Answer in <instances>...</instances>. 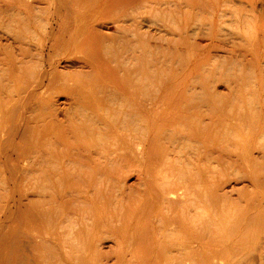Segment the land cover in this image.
Returning <instances> with one entry per match:
<instances>
[{
	"label": "bare ground",
	"instance_id": "obj_1",
	"mask_svg": "<svg viewBox=\"0 0 264 264\" xmlns=\"http://www.w3.org/2000/svg\"><path fill=\"white\" fill-rule=\"evenodd\" d=\"M18 1L20 6H9L0 0V13L11 14L0 19V31L11 41L0 44L5 50L0 65L8 72V80L0 75V166L9 177L32 174L36 198L23 219L16 218L19 207L14 211L11 200L0 209V264H264V0H236L241 12L240 56L246 66H254L253 93L223 120H214L207 109L193 113L188 102L149 103L156 116L163 106L172 110L168 130L150 124L143 101H114V79L107 77L119 65L109 59L111 36L97 28L96 18L110 19L119 32L138 39L135 28L144 12L185 4L189 14L203 0H103L91 11V20L76 27L61 59L53 57L61 49L54 42L58 17L44 24L36 14L22 11L32 0ZM215 1L208 6L209 15L219 13L222 19L229 0ZM192 20L188 17L183 26L171 21L176 32L172 36L178 38L179 31L188 35ZM217 24H209L210 29ZM66 59L76 68L61 71ZM129 77L122 81L128 89L144 94L149 88L147 77H137L135 84ZM56 93L66 98L65 107L56 104ZM165 135L172 138V148L163 149L159 168L137 170L149 141ZM181 139H186V159ZM215 149L225 158V172L242 176L251 187L231 202L224 213L229 224L216 233L211 230L212 206L227 200L221 191L227 183L212 182ZM128 154L136 161L127 160ZM179 154L182 167L177 165ZM132 166L138 173L136 189L122 178Z\"/></svg>",
	"mask_w": 264,
	"mask_h": 264
},
{
	"label": "rangeland",
	"instance_id": "obj_2",
	"mask_svg": "<svg viewBox=\"0 0 264 264\" xmlns=\"http://www.w3.org/2000/svg\"><path fill=\"white\" fill-rule=\"evenodd\" d=\"M57 1L60 4L55 3ZM57 1L32 0L31 3L30 0L31 6L26 9L22 8V11L32 16H35L36 14L37 18H41V20L44 21V24L47 20L50 21L56 16L58 17L56 18L57 23L54 26L55 28L54 42L57 43V46L61 49H58L57 50L58 52H56L54 54L55 56L53 55V57L55 59H61L63 58V55L61 54L62 53L61 50L64 46L71 45V38L73 37L75 30L77 29L76 27L79 25L80 27L84 26V24L87 21H90L91 11L93 9L99 8L101 5L100 3L101 1L103 2V0H57ZM214 1L215 0H203L202 2L198 1L197 4H195V8H193L192 12L189 14H187V9L185 8V4H181L179 9L171 7L170 9H166L165 12L163 11L157 12L155 10L154 11L156 13L153 11V13L151 14L149 13L145 14L144 12L143 18H140L139 23L137 21L138 25H136L135 28L137 29L136 33L138 39L134 38L131 33H127L125 35L121 31L119 32L116 29L115 25L111 23L110 19L107 20L102 19L100 18V16L96 18L98 20L97 28H99V30L103 32L105 35H108L109 37L107 38H110L111 36V38L108 39L109 42H107L108 45L110 43L112 44L109 45L110 48L109 59H114V61L117 59L116 62L113 64V66H116V64L119 65L115 67L116 69L112 67L116 72L113 73L114 75L113 74L111 75L115 76L116 78L110 75L107 77V79H114L115 87L114 90L112 91V94L114 95L115 102L130 101V104L131 103L137 104L143 101L147 105L146 109H148L147 115L144 116H147L148 118L151 119V120L149 119L151 121L150 124L153 123L155 126L159 124L165 130L166 129L168 130V128L171 127L170 122H171L172 114H169V112H172V110H168L167 107L163 106L159 110L158 115L156 116L153 113L154 110L150 109L151 106L149 105V103L154 101L162 102L164 100L165 101L178 100L179 102L181 101L183 105V103L188 102V104L191 103L192 108H194L192 109L194 111L193 113H197V112L202 113L204 110L207 109L210 111L214 120H223L222 119L223 116H227L229 114L238 112L240 101L243 99L246 100L249 97L248 95H250L254 91L252 83L250 82V81H254V77H255L254 66H249V67L248 65L246 66L245 62H242L243 60L240 56L241 48L239 44L240 40L238 38H240L239 15L241 12L239 8L240 7L239 2H237L236 0H229L228 2L230 4L228 5V2L225 1L224 3L225 7H223L224 15L222 16L221 19L219 13L215 17L209 15L210 9L208 6L215 4L216 1L215 2ZM18 2H19L18 0H5V3L8 4L9 6H20L19 5L20 3ZM203 2H206V4H204ZM202 4H204L206 8H202L201 10ZM55 11L56 12L58 11V15L56 14ZM234 11L236 14L234 13ZM146 12H149V9H146ZM7 14H9V16L11 15L10 13L7 12L5 14V11L4 14L3 12L0 13V19L5 20L6 17H8ZM3 16L6 17L4 18ZM188 17H190V19L193 20L190 23L191 30H189V34L186 35L187 37L184 35L185 33L182 34L180 31L177 33L181 37L179 35L178 38L172 36V34L173 33L176 34V32L174 28L169 26L171 25L170 22L176 21L179 26H183L185 20ZM197 19L199 20L198 23L196 22ZM214 21H217L218 24L215 30L212 31L209 27V24H212V22ZM163 23L166 24V28L160 27V25L162 26ZM139 32H142L143 35L140 34ZM40 33L41 32L39 31L38 34ZM211 33L215 35L217 34V36H215L213 39L212 36H210ZM1 35L2 33L0 31V37H1L0 44L4 45L6 43L8 44L9 42H11L10 39H7L5 36L3 35L1 36ZM139 38L142 41V43L141 42L137 43L136 39L139 40ZM134 41L137 44H134ZM130 43L133 44V48ZM32 44L36 47L40 46V43L38 41H32ZM2 51L5 52L3 48L0 49V52ZM140 52L144 53L142 58L140 57L141 56ZM2 57H4L3 54H0V58ZM196 61L198 63H196ZM204 64L205 67H202ZM76 66L77 64H75V62L66 59L61 62L60 70L64 72L68 70L71 71L75 69ZM193 66H195V68ZM4 68H5L4 66L0 65V75L3 74L4 78H6L5 80H8V76H7L8 72L4 71ZM246 69H249L248 71L250 73ZM245 71L247 72L245 73ZM139 74L143 78L147 77L148 79L149 88L144 94L139 89H134V90L128 89L126 84L122 83V81L128 75H130L129 79L133 81L135 84L136 78L141 77L139 76ZM196 75L198 77H195ZM247 76L248 77L250 76L251 78L249 77L248 80L246 81ZM190 77L193 78L191 79ZM195 79L197 83L192 82L195 81ZM190 88L192 89V91ZM56 94H54L53 96V97H57L54 98L56 104L59 103L61 107H65L66 98L59 94L56 96ZM194 98H196L197 100ZM190 99L192 101L189 102ZM61 103L64 104V106ZM175 103H176L175 105H177V102ZM200 106L202 107L204 106L205 108L204 107L201 108ZM133 108L134 107L131 106L130 110ZM181 112L183 115L184 114L183 111ZM215 129H219V128L216 127ZM151 130L153 129L151 128ZM154 130H156V128H154ZM168 134L166 135L169 137V135L171 134L169 135ZM166 135L161 140L156 139V141H149L151 142V144L150 145L148 144V149L146 150L147 153L144 155H140L141 156L139 157L140 160L137 161L138 163L136 165L137 167L139 166L137 170H141L143 172H152L155 167L159 168L158 162L163 160L162 159L164 153L163 149L172 148V144H171L172 138H168ZM29 139L31 140V138ZM23 141L24 140H22V142ZM17 142H19V140H17ZM185 145H186V139L179 140V146L181 149L180 151L181 154L184 155L183 156L184 159L187 158V155L184 154V152L186 153L188 152V149ZM216 153L217 151L215 149L214 151L215 155L213 154V159L211 161L212 169L214 167L213 169L214 176L212 178V182L214 184L218 182L227 183L223 187H221L222 188L221 191H224L226 193L225 195L227 200L221 199L217 202L216 201L213 202V206H212L213 221H212L211 230L214 233H216L217 231H221V229L225 228L229 224L228 223L229 221H227V218L224 215V213L225 211H227V209L231 207V205L234 203L233 201L235 202L238 201L237 196L239 199V197L242 196L245 191L251 189V187L249 186L250 183L247 179L242 178V176H237V177L236 175L233 176V174L230 172L229 173L225 172L226 170L224 168L225 158L223 159L224 160L223 161L222 159L219 158L218 154L216 155ZM181 154L176 155V157L180 159L177 161V165L179 167H182L184 163L182 156H180ZM125 158L127 160H130V162H133L135 160L129 154ZM14 159L15 156H11L10 159L11 166H14L15 164ZM141 159H143V161H141ZM134 169L135 167L132 166L131 169L127 170L129 172L128 174L126 171V174L124 173L122 175L123 180H125L124 181L125 184L128 187H131L132 189H136L139 185V179L137 177L138 173L135 172ZM43 170L46 171L49 169L44 167ZM229 174H231V176H229ZM9 175L10 177L8 176V171L3 170V168L0 166V209L3 206H5L7 202L11 200L10 201L12 202L11 206L14 205V207H12L14 211H16V206L19 207V210L16 213V216L17 214L18 216L15 217L19 219H23L27 213V210L32 209L31 207L35 204L34 201L36 197L33 191L31 190L32 188L31 185H33L34 183V176L32 174L25 175L22 173L17 175L16 174L14 175L9 174ZM221 175L223 176L221 177ZM239 177L241 179H239ZM9 179H11V181ZM12 185L15 186V189ZM50 186L51 185H48V187ZM12 197L15 199L12 200L11 199ZM232 198L234 200H232ZM232 224L234 225L233 222Z\"/></svg>",
	"mask_w": 264,
	"mask_h": 264
}]
</instances>
